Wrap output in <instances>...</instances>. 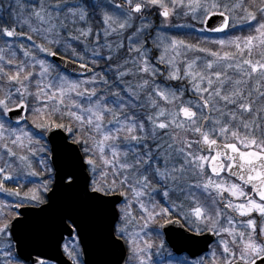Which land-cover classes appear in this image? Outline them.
I'll return each instance as SVG.
<instances>
[{
	"label": "snow or ice",
	"instance_id": "snow-or-ice-1",
	"mask_svg": "<svg viewBox=\"0 0 264 264\" xmlns=\"http://www.w3.org/2000/svg\"><path fill=\"white\" fill-rule=\"evenodd\" d=\"M0 197V264H264V0L0 2Z\"/></svg>",
	"mask_w": 264,
	"mask_h": 264
},
{
	"label": "water",
	"instance_id": "water-1",
	"mask_svg": "<svg viewBox=\"0 0 264 264\" xmlns=\"http://www.w3.org/2000/svg\"><path fill=\"white\" fill-rule=\"evenodd\" d=\"M215 22L218 23L219 22V18H215ZM212 34H219V33H212ZM51 59H54L55 63H57V64L61 63V61L58 58H51ZM63 259L65 260V257ZM66 264H67V261H66Z\"/></svg>",
	"mask_w": 264,
	"mask_h": 264
},
{
	"label": "rangeland",
	"instance_id": "rangeland-1",
	"mask_svg": "<svg viewBox=\"0 0 264 264\" xmlns=\"http://www.w3.org/2000/svg\"><path fill=\"white\" fill-rule=\"evenodd\" d=\"M181 32L183 31H187V30H179ZM194 35H197V34H194ZM226 34H221V35H210L212 36L213 38H223ZM27 43V41H25ZM3 197H0V199H2Z\"/></svg>",
	"mask_w": 264,
	"mask_h": 264
},
{
	"label": "trees",
	"instance_id": "trees-1",
	"mask_svg": "<svg viewBox=\"0 0 264 264\" xmlns=\"http://www.w3.org/2000/svg\"><path fill=\"white\" fill-rule=\"evenodd\" d=\"M0 2H3V0H0ZM202 35H208L207 33L206 34H202ZM26 43V42H25ZM28 43V42H27Z\"/></svg>",
	"mask_w": 264,
	"mask_h": 264
},
{
	"label": "flooded vegetation",
	"instance_id": "flooded-vegetation-1",
	"mask_svg": "<svg viewBox=\"0 0 264 264\" xmlns=\"http://www.w3.org/2000/svg\"><path fill=\"white\" fill-rule=\"evenodd\" d=\"M66 239H67V237H66ZM67 258V257H66Z\"/></svg>",
	"mask_w": 264,
	"mask_h": 264
}]
</instances>
